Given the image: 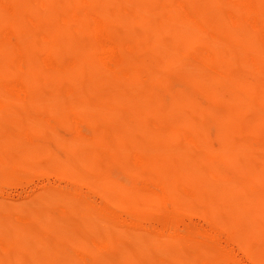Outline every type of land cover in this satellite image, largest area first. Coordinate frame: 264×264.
<instances>
[{"label": "bare ground", "instance_id": "bare-ground-1", "mask_svg": "<svg viewBox=\"0 0 264 264\" xmlns=\"http://www.w3.org/2000/svg\"><path fill=\"white\" fill-rule=\"evenodd\" d=\"M0 264H264V0H0Z\"/></svg>", "mask_w": 264, "mask_h": 264}, {"label": "rangeland", "instance_id": "rangeland-1", "mask_svg": "<svg viewBox=\"0 0 264 264\" xmlns=\"http://www.w3.org/2000/svg\"><path fill=\"white\" fill-rule=\"evenodd\" d=\"M6 190L9 192V191H13V192H11V193H13V194H16L17 192H19L21 189H20V187H7L6 188Z\"/></svg>", "mask_w": 264, "mask_h": 264}]
</instances>
